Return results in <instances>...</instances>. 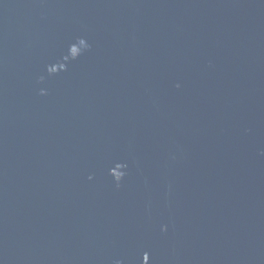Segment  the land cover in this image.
Returning <instances> with one entry per match:
<instances>
[{"label": "water", "instance_id": "obj_1", "mask_svg": "<svg viewBox=\"0 0 264 264\" xmlns=\"http://www.w3.org/2000/svg\"><path fill=\"white\" fill-rule=\"evenodd\" d=\"M264 264V0H0V264Z\"/></svg>", "mask_w": 264, "mask_h": 264}, {"label": "clouds", "instance_id": "obj_2", "mask_svg": "<svg viewBox=\"0 0 264 264\" xmlns=\"http://www.w3.org/2000/svg\"><path fill=\"white\" fill-rule=\"evenodd\" d=\"M117 264H119V262H117Z\"/></svg>", "mask_w": 264, "mask_h": 264}]
</instances>
